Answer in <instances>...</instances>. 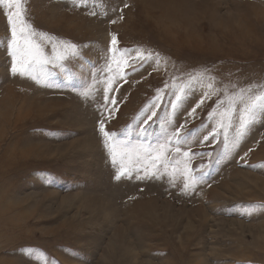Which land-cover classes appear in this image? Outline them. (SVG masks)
Instances as JSON below:
<instances>
[{
	"label": "rangeland",
	"instance_id": "obj_1",
	"mask_svg": "<svg viewBox=\"0 0 264 264\" xmlns=\"http://www.w3.org/2000/svg\"><path fill=\"white\" fill-rule=\"evenodd\" d=\"M157 5L21 0V75L0 4V264H264V0Z\"/></svg>",
	"mask_w": 264,
	"mask_h": 264
},
{
	"label": "snow or ice",
	"instance_id": "obj_2",
	"mask_svg": "<svg viewBox=\"0 0 264 264\" xmlns=\"http://www.w3.org/2000/svg\"><path fill=\"white\" fill-rule=\"evenodd\" d=\"M3 3H8L9 6L11 7L12 4L16 5L17 11L15 13H8L7 15V21L11 29V35L13 38V46L15 48V51L12 53V56L14 57L13 63L11 66V70L14 74H29L31 73L35 66L40 65V64H46L49 63L50 61L44 57L43 50L40 48L39 45H34L32 44L30 39H25V42L23 45H21L17 39L18 36V26L17 23L15 22V18H18L21 13L19 11L21 0H0V4ZM127 7V5H125ZM95 13H93L94 15ZM123 17H121L122 19ZM116 21L113 20L112 23H115ZM24 28L20 27L19 33L23 34ZM110 48L108 49L109 52L111 53H116L120 51V49L117 47L118 45V37L116 35H112L110 39ZM53 52L56 50V45L53 44ZM70 47L75 50L77 48L76 44L70 45ZM126 51V50H125ZM78 53L76 51H73L72 55H77ZM55 60H66V56H57L54 57ZM141 62L145 59L144 57H139L138 58ZM19 65V66H18ZM104 99L113 105H115L116 101L114 99H111L108 96H105ZM177 100L180 99V97H176ZM251 102L250 103H245L243 109L241 110L240 113V124L241 127H245L248 124V119L247 117H254L257 111H264V94L257 95L254 98H250ZM204 103V100L201 99L199 103L196 104V107H199L200 104ZM105 111L108 113V117H111L112 115V109H109L107 107V103L105 104ZM176 105L173 104V108H175ZM196 107H193L191 111L188 113L189 115H194L196 111ZM156 116V113L153 112L151 116H148L144 119L143 124L145 125L144 128L141 129V133L143 134L144 132L147 131V125L149 124L150 121H152L153 117ZM108 117H104L103 114L101 113V117L97 119V124L99 125V133L103 135L105 138L106 142L109 140H113L115 137V133H112L110 130L107 129L106 123ZM175 134V133H174ZM205 140L208 139V137L204 138ZM176 151L179 152L180 149L179 147L176 148ZM187 155V153H185ZM112 163L116 164L117 161L115 159V153H113L112 157ZM126 170H122L118 174L115 175L116 180H120L122 176L126 175ZM138 179H147L150 178L147 172L145 173V176H137ZM151 178H155V174H152ZM184 188H188V184L185 183Z\"/></svg>",
	"mask_w": 264,
	"mask_h": 264
},
{
	"label": "bare ground",
	"instance_id": "obj_3",
	"mask_svg": "<svg viewBox=\"0 0 264 264\" xmlns=\"http://www.w3.org/2000/svg\"><path fill=\"white\" fill-rule=\"evenodd\" d=\"M181 3L182 0H158L157 6H159L170 19H185L183 14H187V10H189V8L182 6ZM177 5H180L181 9L178 8Z\"/></svg>",
	"mask_w": 264,
	"mask_h": 264
}]
</instances>
